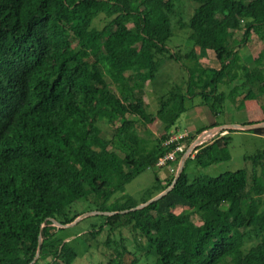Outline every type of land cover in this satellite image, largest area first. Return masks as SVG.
I'll use <instances>...</instances> for the list:
<instances>
[{
	"label": "trees",
	"instance_id": "1",
	"mask_svg": "<svg viewBox=\"0 0 264 264\" xmlns=\"http://www.w3.org/2000/svg\"><path fill=\"white\" fill-rule=\"evenodd\" d=\"M176 1L183 0H0V264H31L40 238L34 264L51 258L75 264L79 253L59 236L63 229L53 220L73 223L80 201H102L101 212L116 213L107 215L109 233L128 225L138 231L155 264H264V208L253 201L244 206L252 192L264 193L255 167L264 166V152L251 158L250 189L245 170L191 182L189 158L176 185L158 201L128 213L122 212L139 204H108L174 149L163 143L186 112L188 97L173 90L151 114L136 94L156 80L164 58L189 61L187 93L211 114L233 97L219 91L226 78L264 87L261 68L240 64L234 40L242 31L244 45L252 31L264 30V0H191L198 6L183 27L190 30L193 47L184 56L167 49ZM98 18L102 28L94 27ZM207 52L214 53L220 70L200 67ZM241 98L246 125L263 123L259 93L250 88ZM132 116L145 125L159 118L164 125L151 148ZM106 128H112L110 140L103 136ZM230 132L238 131L218 135L195 162L229 160ZM249 132L261 135L264 129ZM173 181L174 176L160 193ZM178 207L194 210L202 224L192 221V213L176 214ZM102 231L83 236L95 239ZM123 257L118 253L109 264H138Z\"/></svg>",
	"mask_w": 264,
	"mask_h": 264
},
{
	"label": "rangeland",
	"instance_id": "2",
	"mask_svg": "<svg viewBox=\"0 0 264 264\" xmlns=\"http://www.w3.org/2000/svg\"><path fill=\"white\" fill-rule=\"evenodd\" d=\"M191 0L176 1L175 15L172 16V30L173 37L167 44V49L171 54L178 53L180 51L182 55L190 52L193 47V41L189 39L190 30L183 27V24L188 23L192 17L195 8H197ZM102 18V16H101ZM103 21L99 18L95 21L94 27L102 28ZM130 29H134L132 25H129ZM234 40L238 41L234 38ZM212 63L216 62V56L211 53ZM208 59V58H206ZM190 67L189 61L181 60L180 62L174 61L172 59L164 58L161 66L159 67L157 78L154 82H147L145 88L140 92L136 90V94L141 96L148 105V112L151 114H157L160 109V99L164 97L165 99L172 93L173 90H179L180 94L186 95V85L190 83L189 75L186 71ZM188 75V76H187ZM188 78V79H187ZM111 84V82H110ZM112 90L115 93H119L117 85L111 84ZM178 91H176L177 93ZM135 94V95H136ZM193 104H199L202 102L201 99L195 98ZM186 108L190 106V101H186ZM209 112L211 111L210 108ZM218 109V107L216 108ZM205 113L207 116V121L203 120L201 116L199 118H194L191 116L193 112L183 113L179 120L176 122L175 126L170 129L171 134L182 133L184 131H189L191 135L195 136L196 139L199 136L198 132L201 128H206L208 121L215 120V123H224L225 117L236 116L233 119H229L233 122H241L244 117V113L237 112L232 108V106L227 105L222 111H218L216 114ZM130 119L137 121L138 131L142 138H149L151 141L149 145L146 146L151 148L156 139L164 134V125L160 122L158 118L154 123L145 125L141 123L139 117L132 116ZM214 130V129H213ZM209 130L207 132H211ZM229 131L224 130L223 135L227 134ZM103 136L107 137L108 140L112 138L113 131L112 128H106L102 130ZM222 136V133L218 134ZM218 135H215L209 141L199 145L198 152L193 151L192 155L187 159H192L191 162L187 164V174L192 182L195 178L199 176H219L226 172H234L239 170H245L248 173V184L250 187L254 186L253 183V168L254 165L251 158L264 152V136H258L252 132L238 131L230 132L228 134V144L227 151L230 155V159L222 161L220 163L207 166L198 164L196 157L204 152V147L206 144L217 139ZM196 141V140H195ZM192 142L187 143V150L190 148ZM186 151L183 155H185ZM183 156H180V160L170 165L173 167L175 172H171L169 167L163 168H153L142 172L137 176L131 183L126 185L123 192L117 193L110 199L108 204H117V206L123 205L128 201L134 202L136 204L142 205L143 203H148L159 194L164 182H166L171 177L176 176L178 169L180 167V162ZM264 165V161L262 162ZM257 171V183L258 186L264 189V166L258 163L255 166ZM245 208L253 204L256 208L261 210L264 208V193L258 195L255 192L251 193V196L245 200ZM109 206V205H107ZM104 206H102V201L97 203L94 201H80L74 205L73 212L79 214L80 216H86L79 222H77L72 227L62 228L63 231L59 232V236L65 239V242H70L72 247L78 251L79 256L75 261V264H109L110 260L113 258L118 259V253L122 254L123 260L130 261L135 258L138 264H155L156 258L152 254L153 252L149 248L145 239L139 234L138 231L131 228V226L119 227L115 232L109 233L110 229L107 223V212H101ZM123 213V212H122ZM176 214L180 213H192V221L196 225H201V217L194 210L188 207H178L175 210ZM76 215V214H75ZM76 219V221H77ZM103 228L95 239L84 234L99 231ZM81 236V237H80ZM79 237V238H78ZM123 246V247H122ZM125 247V251H124ZM131 253V254H130ZM121 260V259H120ZM122 261V260H121ZM122 261V262H124ZM41 264H63L60 259H48L45 263Z\"/></svg>",
	"mask_w": 264,
	"mask_h": 264
},
{
	"label": "crops",
	"instance_id": "3",
	"mask_svg": "<svg viewBox=\"0 0 264 264\" xmlns=\"http://www.w3.org/2000/svg\"><path fill=\"white\" fill-rule=\"evenodd\" d=\"M243 38H244V32L240 31L236 33L235 39H237L238 40L237 42L239 43V45H237V50L240 56V64L246 65L248 68H250V70H254V69L259 70L261 68L263 72V77H264V30L262 31L258 30V32L252 31L250 36L248 37L247 43L244 45H242L241 43L242 42L241 40ZM210 55L211 53L207 52V55L202 60L200 67L204 69H215L217 71L220 70L221 63L217 60V58H216V62L212 63ZM262 86L260 85L259 81L257 82L255 81L253 86H247L244 83V80L241 78L234 80V82L232 83H229V78H226V82L224 84L219 85V91L223 92L224 94H228V95L230 94V92H233L234 94H233V97L227 96V98H225V100L223 101V104L217 106L218 107L217 110L222 111L224 107H226L227 105H230L236 111L235 115L238 114L237 112H241V113H244V117L241 120V122L239 121L233 122L229 120L231 118L233 119L234 117H236L234 115L232 117H227V118L225 117L224 123L222 126H228V125H243V126L245 125L246 126V124L248 123V116H247L246 109L244 107L241 97L248 91V89L252 88L254 92L259 93L260 102L261 104L264 105V87ZM185 88H186V97H188V101H190V106L187 107V110L185 113L193 112L191 115L193 119L199 118L201 116L203 120L207 121V117H206L207 115L205 113L209 112L208 107L200 104V102L199 104L194 105L193 100L195 99V97H192L191 95L187 93L188 85H186ZM222 106L224 107L222 108ZM207 123L208 125L206 126V128L203 127L199 130L198 132L199 136L209 130H213L217 128V127L211 128L212 125L215 124V120L214 121L210 120ZM256 135L261 137V136H264V133L261 135L260 134H256Z\"/></svg>",
	"mask_w": 264,
	"mask_h": 264
},
{
	"label": "water",
	"instance_id": "4",
	"mask_svg": "<svg viewBox=\"0 0 264 264\" xmlns=\"http://www.w3.org/2000/svg\"><path fill=\"white\" fill-rule=\"evenodd\" d=\"M228 129L229 130H237V131H247V132H249V131H256V130L264 129V122L263 123H260V124L246 125V126L245 125L244 126L243 125L220 126V127H217L216 129H214L211 132H205V133H203L202 135H200L198 137V139L196 140V142H197L198 145L199 144H203V143L209 141L210 139H212V137L215 136V135H218L220 133H222V135H223V131L224 130H228ZM187 158H188V155L185 154L183 156V158L181 159L180 167L178 169V172H177V174H176V176L174 178V181H173L172 185L169 188H167L164 192H162L161 194H159L156 198H154L150 202L145 203V204H142V205H139L138 207L133 208L131 210L124 211L123 213H128L130 211H136L138 209H142L143 207H145V206H147V205H149V204H151V203H153L155 201H158L163 196H165L166 194H168L173 189V187L176 185L177 181L179 180ZM114 214H116V213H107V215H114ZM85 217L86 216H81L79 219H77V221L75 220L73 223L68 224V225H62V224H60V223H58V222H56L54 220H53V222H54V225L56 227H58V228L59 227L67 228V227L74 226L77 222H79L80 220H82ZM42 245H43V239L40 238V240H39V246H38V251H37V256L35 257L34 261L31 264H34L38 260V258L40 256V253H41V250H42Z\"/></svg>",
	"mask_w": 264,
	"mask_h": 264
},
{
	"label": "built area",
	"instance_id": "5",
	"mask_svg": "<svg viewBox=\"0 0 264 264\" xmlns=\"http://www.w3.org/2000/svg\"><path fill=\"white\" fill-rule=\"evenodd\" d=\"M189 131H184L182 133H175L172 134L164 143V147H173L174 149L168 153H166L157 163L156 166L157 168H163V167H169L170 171L173 173L175 172L176 169L171 167L170 165H174V163L177 162L179 155H183L184 152L186 151L185 154L190 157L193 153V151L198 152V147L199 145L202 144H197L193 135L188 133ZM192 142L190 148L187 150V143ZM184 156V155H183Z\"/></svg>",
	"mask_w": 264,
	"mask_h": 264
}]
</instances>
